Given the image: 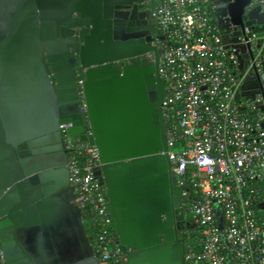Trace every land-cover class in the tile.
<instances>
[{"label":"water","instance_id":"95a60500","mask_svg":"<svg viewBox=\"0 0 264 264\" xmlns=\"http://www.w3.org/2000/svg\"><path fill=\"white\" fill-rule=\"evenodd\" d=\"M127 1L0 0V264H100L74 203L63 118L72 121L66 137L78 136L98 152L94 173L127 264H186L172 227L182 219L174 210L182 195L167 157L159 56L142 64L148 44L110 33L112 9ZM248 4L231 0V21L263 26L259 5L242 23ZM217 16L220 25L223 15ZM221 30L241 72L242 55L252 56L250 43L239 44L242 30ZM129 57L135 62L117 66ZM256 79L244 77L241 96L259 92Z\"/></svg>","mask_w":264,"mask_h":264},{"label":"built area","instance_id":"2783aa9c","mask_svg":"<svg viewBox=\"0 0 264 264\" xmlns=\"http://www.w3.org/2000/svg\"><path fill=\"white\" fill-rule=\"evenodd\" d=\"M210 3L147 0L164 36L162 108L179 131L177 136L165 131L167 157L175 179H188L187 191L183 182L176 186L183 197L188 192L195 196L190 211L202 240V251L184 258L196 257L201 264H264V31L258 37L244 26L239 44L250 43L252 56L248 51L242 55L245 67L240 72L238 57L212 21ZM257 4L264 13V0ZM251 73L259 89L252 99L241 96L240 89ZM255 107L261 110L252 112ZM64 147L75 152L67 163L74 203L99 227L93 249L99 263L127 264L128 255L110 236L112 230L115 236L113 222L94 173L100 166L96 148L78 136L66 137ZM76 154L83 157L81 163Z\"/></svg>","mask_w":264,"mask_h":264},{"label":"flooded vegetation","instance_id":"af4514ba","mask_svg":"<svg viewBox=\"0 0 264 264\" xmlns=\"http://www.w3.org/2000/svg\"><path fill=\"white\" fill-rule=\"evenodd\" d=\"M213 5V16L215 17L216 25L219 29V32L221 34V38L223 40V31L221 30V26L225 25L226 28H228L230 33H237L243 30L244 26L240 24H236L235 22L231 21L229 16V10L227 8L228 4L231 3V0H210ZM217 1V2H216ZM219 1V2H218ZM248 9L244 11L242 16H246L249 9L255 7L257 4V0H248ZM216 2V3H215ZM220 4V5H219ZM234 10L232 9V13ZM223 15L220 25L218 24V14ZM111 37L115 36L113 38L114 40H118L121 42H127L132 41L135 43L143 42L145 44H148L150 46V50L143 52L140 54L139 59L142 64H149L154 62L155 57L159 56V61L157 65V75L158 79L162 85V88L164 90V93H166V83L164 76L159 71V62L160 58L162 56L163 48H164V36L159 32L157 29L155 20L151 16V12L147 6V0H128L127 2L120 3L118 7L113 8L111 11ZM242 20V23L247 22V19L245 18ZM248 29L252 32L258 33L259 31H264V25L258 26V25H250L248 26ZM250 58V57H249ZM135 62V59L133 57L125 58L117 62V66L119 68L131 64ZM76 87V93L78 96L79 106H80V112L82 115V120L84 123V131L88 133L87 128V119L84 113L81 94H80V88L79 84H75ZM156 87L153 86L150 91L155 92ZM165 96V95H164ZM163 96V97H164ZM162 114L164 118L163 108ZM165 121V118H164ZM67 124H72L71 119L69 118H63L59 120V128L61 133V139H62V145L64 146L65 142V134H64V126ZM165 124V123H164ZM65 148V147H64ZM20 152L23 155H28L29 152L25 147L20 148ZM184 197L182 196L180 201V206L174 207V210H176L175 215H182V219L173 222L172 227L175 230V239L180 241L182 243V247L184 249V233L189 228H194L195 225L191 222H189L186 219V215L182 212V203H183ZM134 251H130L129 254H134Z\"/></svg>","mask_w":264,"mask_h":264},{"label":"trees","instance_id":"16d2710c","mask_svg":"<svg viewBox=\"0 0 264 264\" xmlns=\"http://www.w3.org/2000/svg\"><path fill=\"white\" fill-rule=\"evenodd\" d=\"M211 5V3H210ZM213 9H211V16L212 21L215 23V17L213 16ZM166 83V81H165ZM261 110L260 107H255L252 112H259ZM164 118H165V124L164 129L169 134L172 133L173 135L177 136L178 129L176 127L175 120L170 118V113L168 110L163 109ZM72 154H75V152L67 151V156L70 157ZM77 160L81 163L83 161V157L76 154ZM179 182H183L182 190L187 191L189 189L188 187V179L186 177H179L176 178L174 181V184L177 185ZM195 196L191 194V192H188L186 196H184L183 203H182V212L186 215V219L193 223L195 225L194 228H189L185 231L183 237H184V254L187 253H193L195 256L199 254L202 251V240H201V234H200V228L194 223L193 216L190 211V202L192 198ZM81 219L84 225L86 236L89 239L90 245L95 250V241H96V235L99 231L98 225L93 220L92 216L86 211V209L81 210ZM111 229L113 227V223L111 224ZM112 239L115 241L116 237L113 236V230L110 234ZM115 243V242H113ZM186 264H201L200 260H198L196 257L192 258L190 261H186Z\"/></svg>","mask_w":264,"mask_h":264}]
</instances>
